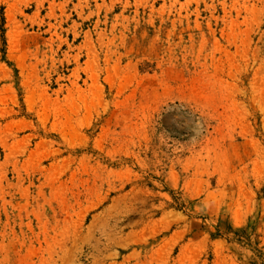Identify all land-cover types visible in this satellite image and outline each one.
Wrapping results in <instances>:
<instances>
[{
    "label": "rangeland",
    "instance_id": "374dc122",
    "mask_svg": "<svg viewBox=\"0 0 264 264\" xmlns=\"http://www.w3.org/2000/svg\"><path fill=\"white\" fill-rule=\"evenodd\" d=\"M0 264H264V0H0Z\"/></svg>",
    "mask_w": 264,
    "mask_h": 264
}]
</instances>
